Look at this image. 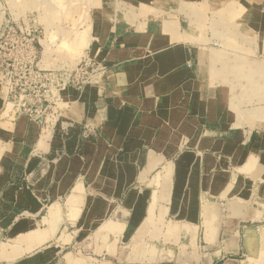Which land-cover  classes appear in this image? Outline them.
Segmentation results:
<instances>
[{"label":"crops","instance_id":"1","mask_svg":"<svg viewBox=\"0 0 264 264\" xmlns=\"http://www.w3.org/2000/svg\"><path fill=\"white\" fill-rule=\"evenodd\" d=\"M88 10L68 42L83 40L80 61L101 63L104 74L61 90L53 113L4 126L12 146L0 188V264L57 259L64 242L50 239L63 224L62 202L74 192L87 202L84 182L118 196L132 182L166 189L175 180L197 197H227L202 210L196 260L264 264V210L250 203L264 197V0H96ZM245 82L256 103L242 109L232 86ZM51 128L87 129L89 138L61 144Z\"/></svg>","mask_w":264,"mask_h":264},{"label":"rangeland","instance_id":"2","mask_svg":"<svg viewBox=\"0 0 264 264\" xmlns=\"http://www.w3.org/2000/svg\"><path fill=\"white\" fill-rule=\"evenodd\" d=\"M95 1L0 0V45L3 46L0 54L9 56L12 50L11 36L15 32L31 33L36 40V62L40 68L72 71L80 62L81 48L85 42L82 40L76 45H71L68 40L75 37L74 32L79 28L83 13L87 14L89 5ZM3 59L0 57V127H3L0 128V188L3 186V176L6 172L4 158L12 146L11 128L4 126H11L13 117L17 120L26 115L16 112V104L9 98L8 76L3 77L8 74L9 67H1L6 60ZM232 87L237 90L232 102L238 107L246 109L256 103L249 100L251 85L248 82ZM67 88L74 86L70 85L65 89ZM59 92L55 95V103L58 102ZM260 104H264V101H257V105ZM51 130L57 136V142L61 144L69 143L70 138L73 141L79 135L74 132V128ZM80 134L81 141L89 138L87 129ZM261 134L264 135V128ZM262 151L255 150L253 153L260 155ZM229 167L234 168V165L229 164ZM172 182L173 187L166 182V189L157 187L144 190L132 182L131 188L137 187L141 194L151 190L150 192H155V196L146 195L141 199L139 195L131 200L126 196L131 190L130 187L124 190L122 195L107 196L100 189L88 191L84 182L83 194L90 195L86 204L72 196L79 192H72L73 194L66 196L62 202L67 208L59 218L63 224L58 232H53L50 240L51 243L56 242L58 238L63 240L64 250L49 264H205V260H196L200 258L202 247H205L203 243L198 244V239L203 237L204 231L196 226L207 216V213L202 212L203 209L206 210L207 206L214 202L223 206L227 197H221L220 200H215L212 195L197 197L195 189L182 190L180 186L184 182ZM255 185L262 186V181L255 182ZM196 200L201 202V210L195 214L192 209L196 206ZM140 201L144 202L145 206L139 209L137 206ZM250 201L257 209L264 210V197L252 198ZM72 208L79 210L72 214ZM209 222L213 221L206 223ZM247 225L252 227L255 222ZM258 225L264 226V220ZM241 245L242 254L247 258L249 247L245 243ZM197 255L199 257H196Z\"/></svg>","mask_w":264,"mask_h":264},{"label":"built area","instance_id":"3","mask_svg":"<svg viewBox=\"0 0 264 264\" xmlns=\"http://www.w3.org/2000/svg\"><path fill=\"white\" fill-rule=\"evenodd\" d=\"M35 41L31 33L15 32L11 36L9 56L0 54L6 59L1 67H9L8 74L3 76H8L9 98L16 104V112H23L31 119L54 112L57 92L70 85L83 89L105 72L101 63L88 57H84L72 71L40 68L36 62ZM2 47L0 45V51Z\"/></svg>","mask_w":264,"mask_h":264},{"label":"bare ground","instance_id":"4","mask_svg":"<svg viewBox=\"0 0 264 264\" xmlns=\"http://www.w3.org/2000/svg\"><path fill=\"white\" fill-rule=\"evenodd\" d=\"M119 181H121V180H119ZM123 183V182H122Z\"/></svg>","mask_w":264,"mask_h":264}]
</instances>
